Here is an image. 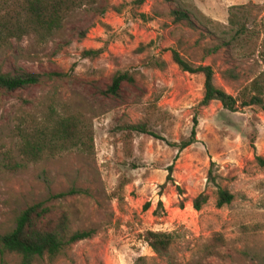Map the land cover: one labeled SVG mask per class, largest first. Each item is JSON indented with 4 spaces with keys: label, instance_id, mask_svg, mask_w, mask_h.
<instances>
[{
    "label": "rangeland",
    "instance_id": "rangeland-1",
    "mask_svg": "<svg viewBox=\"0 0 264 264\" xmlns=\"http://www.w3.org/2000/svg\"><path fill=\"white\" fill-rule=\"evenodd\" d=\"M131 1L97 0L77 9L45 43L23 37L0 46L2 71L51 74L0 91V232L18 211L43 201L67 210L73 228L93 230L53 264H264V113L257 106L230 111L217 100L202 106L203 75L171 59L175 49L194 66L211 65L213 82L237 96L264 73V0ZM172 9L186 10L194 27L173 22ZM86 49L99 53L84 57ZM148 58H161L165 68L146 65ZM119 69L135 72V80L112 94L110 75ZM228 69L237 77H224ZM58 103L91 120L93 153L73 149L10 171L7 152L22 162L16 116L40 115ZM138 121L158 137L131 132L127 148L126 126ZM192 128L190 145H170ZM209 168L233 194L229 204L216 207ZM202 191L208 199L195 210L192 199ZM147 230L171 235L167 253L151 250L143 240ZM214 232L224 237L221 255L205 257L203 245ZM0 264L19 259L0 255Z\"/></svg>",
    "mask_w": 264,
    "mask_h": 264
},
{
    "label": "trees",
    "instance_id": "trees-1",
    "mask_svg": "<svg viewBox=\"0 0 264 264\" xmlns=\"http://www.w3.org/2000/svg\"><path fill=\"white\" fill-rule=\"evenodd\" d=\"M145 0H132L135 6H141ZM97 0H0V46H9L11 41H19L23 37H33L39 44L47 42L63 26L64 21L77 9L92 6ZM170 15L173 22H184L194 27L186 10L172 9ZM231 23H237L236 13H229ZM242 33V30L240 31ZM99 50L86 49L82 51L84 57H95ZM172 61L183 71L201 73L203 75V91L200 104L208 105L217 100L222 107L234 111L237 107L257 106L264 113V73L256 76L251 83L244 87L237 96H232L213 82V68L211 65L194 66L180 53L171 50ZM264 59V54H263ZM146 65L157 69L165 68V61L161 58H148ZM226 78H236L237 74L231 69L223 71ZM28 72L20 68L2 71L0 68V91L11 92L16 89L39 83L44 76ZM111 82L108 90L116 94L122 82H133L135 72L115 70L110 75ZM124 139L129 146L131 132L148 133L147 124L138 121L126 126ZM15 136L17 138L16 153L22 162L17 161L10 152L5 154V161L10 171H16L28 163L38 162L44 157H54L62 152L73 149L85 154H92L94 149L93 128L91 120L79 108L69 103L51 105L46 112L34 115L22 112L16 116ZM195 139V129L189 136L181 138L179 142L170 145L183 149ZM257 159H260L257 156ZM166 179L171 180V167L168 168ZM207 181L214 184L215 205L221 207L229 204L233 194L216 183V174L209 168ZM176 189L181 193L180 188ZM76 190L60 192L56 198L75 193ZM205 192L198 193L192 199V207L199 210L207 201ZM92 229H78L72 227V220L67 210L43 201L32 203L18 211L13 218V225L0 232V255H15L19 264H53L71 244L91 237ZM143 240L151 250L162 256L167 253L171 245V235L168 232L147 230ZM224 244V237L220 232H214L203 245V256H219L220 247ZM191 264H207L199 259Z\"/></svg>",
    "mask_w": 264,
    "mask_h": 264
}]
</instances>
